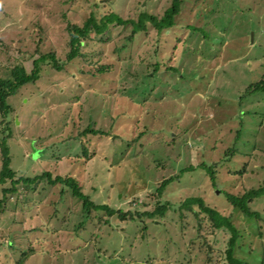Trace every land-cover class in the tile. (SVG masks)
I'll list each match as a JSON object with an SVG mask.
<instances>
[{"label": "rangeland", "instance_id": "374dc122", "mask_svg": "<svg viewBox=\"0 0 264 264\" xmlns=\"http://www.w3.org/2000/svg\"><path fill=\"white\" fill-rule=\"evenodd\" d=\"M170 2L0 0V79L48 54L62 64L42 59L0 112L10 168L73 179L96 205L82 213L68 187L42 179L17 185L0 214V264H227L229 231L180 209L192 198L230 218L236 258L264 264V195L248 202L257 220L225 198L264 185V93L248 92L264 74V0H183L173 28L128 38L130 21ZM110 13L127 23L91 32L66 62L67 25ZM156 204L166 211L133 214Z\"/></svg>", "mask_w": 264, "mask_h": 264}, {"label": "trees", "instance_id": "16d2710c", "mask_svg": "<svg viewBox=\"0 0 264 264\" xmlns=\"http://www.w3.org/2000/svg\"><path fill=\"white\" fill-rule=\"evenodd\" d=\"M183 0H171L170 6L164 11L163 15L160 18H156L155 16L148 15L147 13L143 12L139 15L136 21H130L132 25V30L130 36L128 37L130 40L139 32H143L146 29L147 25H151L155 28L157 34L163 32L165 30L173 28L175 24V17L179 14L180 7L182 5ZM113 23H118L125 25L126 21H121V19L110 13L106 16H102L99 20L92 15L83 23L81 27H78L74 24L67 25V35H68V42L67 45L69 47L66 62H71L81 56V50L83 48L84 42L88 40V36L91 32H94L96 35L103 34L106 28ZM43 59L48 60V64H50L56 70L61 69V63L55 59L53 54L45 55L35 61H33L32 70L28 74L26 73L25 69L22 66L16 65L9 71L10 78L0 79V112L2 116L5 117L9 111L10 107L6 103L7 99L13 96L16 91L25 86L28 83H34L38 77L40 72L41 61ZM107 68H100V70H104ZM249 93H264V74L262 75L261 79L251 86L248 87ZM90 131V130H89ZM86 133V132H84ZM234 148L229 150V155L232 156V152ZM0 156H1V168H0V214L5 211V203L6 200L9 198V195L14 194L17 189L16 186L19 184L28 185L33 184L38 179H42L47 181L49 185H56L61 184L62 186L68 187L73 196L80 199L82 202V213H88L92 208H96V205L89 201V199L82 194L80 187L77 185L75 180L70 178H63L60 176H56L52 178L49 173L45 172L42 175L35 177V178H24L22 176H17L16 173L10 168V156H9V148L4 142L0 144ZM200 168L203 165H199ZM212 170V171H211ZM211 171V172H210ZM206 174L210 176L212 180H214V170L210 166V168L206 171ZM173 179H178V176H172L167 180L161 182L159 187L155 190V198H159L167 186V184L172 181ZM9 184V187H4V185ZM264 195V185L261 186L257 190H252L246 193L242 197H235L226 195L225 198L230 203L234 209L239 210L244 216L249 219H258V214L253 212L249 209L248 202L252 201L255 198ZM147 204H143L146 206ZM197 206L199 211L206 216V219L210 222V228L220 230L225 229L229 231L230 237L227 241L228 248L225 250V260L227 264H244V262L238 258H236L233 254L235 242L238 238V233L236 229L230 223V218L226 216H221L218 214L217 211L210 208L209 206L205 205L204 202L200 198H192L186 200L180 209L184 208L185 211H192L193 206ZM156 209L154 212H134L133 214L136 216H146L149 218H153V214L156 212L159 214H163L166 211L165 206H158L155 205ZM158 206V207H157ZM194 216L197 217V213L192 211ZM113 213H118L120 217H124L125 215H131L129 211L126 213H122L121 211L113 212L108 211V214L112 215ZM132 217V215H131ZM206 255L210 258V252L205 249ZM23 256V254H22ZM24 257V256H23ZM211 260L208 261L210 264ZM16 264H23V260H18Z\"/></svg>", "mask_w": 264, "mask_h": 264}, {"label": "water", "instance_id": "95a60500", "mask_svg": "<svg viewBox=\"0 0 264 264\" xmlns=\"http://www.w3.org/2000/svg\"><path fill=\"white\" fill-rule=\"evenodd\" d=\"M216 194H217V192H216Z\"/></svg>", "mask_w": 264, "mask_h": 264}]
</instances>
